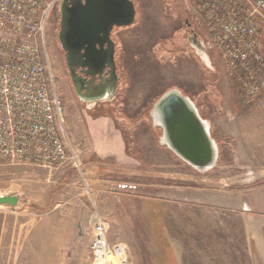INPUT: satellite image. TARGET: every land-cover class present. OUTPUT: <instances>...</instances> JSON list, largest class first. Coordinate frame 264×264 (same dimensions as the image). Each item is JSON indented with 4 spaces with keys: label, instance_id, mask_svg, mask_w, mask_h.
<instances>
[{
    "label": "rangeland",
    "instance_id": "rangeland-1",
    "mask_svg": "<svg viewBox=\"0 0 264 264\" xmlns=\"http://www.w3.org/2000/svg\"><path fill=\"white\" fill-rule=\"evenodd\" d=\"M132 1L134 24L114 31L117 99L96 106L77 98L51 16L55 87L69 136L88 147L93 198L71 168L0 162V196L19 199L0 206V264H264V91L248 99L220 51L206 49L211 68L196 54L190 34L210 38L190 3ZM173 88L210 124L219 159L207 172L158 144L149 114ZM95 147L102 177L87 168ZM98 214L111 225L107 261L90 252Z\"/></svg>",
    "mask_w": 264,
    "mask_h": 264
},
{
    "label": "built area",
    "instance_id": "built-area-1",
    "mask_svg": "<svg viewBox=\"0 0 264 264\" xmlns=\"http://www.w3.org/2000/svg\"><path fill=\"white\" fill-rule=\"evenodd\" d=\"M59 1L0 0V162L51 173L71 168L93 198L95 182L84 163L88 147L73 141L65 128L47 49ZM185 1L207 29L205 48L223 54L243 96H259L264 91V0ZM110 230V222L98 214L90 246L95 261L110 257Z\"/></svg>",
    "mask_w": 264,
    "mask_h": 264
},
{
    "label": "water",
    "instance_id": "water-1",
    "mask_svg": "<svg viewBox=\"0 0 264 264\" xmlns=\"http://www.w3.org/2000/svg\"><path fill=\"white\" fill-rule=\"evenodd\" d=\"M69 0H62L63 4ZM73 7L64 15L62 10L59 40L66 52V61L78 99L86 104L111 103L115 100L119 76L114 59L115 47L110 39L114 27H128L136 20L135 3L132 0H70ZM62 6V4H61ZM108 42L107 51H99L97 44ZM191 46L202 61L211 68V60L202 41L190 34ZM201 46V49L196 47ZM84 50V53H82ZM98 55H101L98 57ZM83 57L90 65L99 64L92 76H99V83L92 79L91 88L97 96L85 98L78 87L77 75L70 63L71 58ZM89 65V66H90ZM107 65L110 76H103ZM149 118L154 131L162 129L157 138L161 147L167 148L179 160L197 172L204 173L216 165L219 147L210 132V124L203 119L194 102L179 89L173 88L162 95L153 105ZM14 195L0 196V206L14 208L18 204Z\"/></svg>",
    "mask_w": 264,
    "mask_h": 264
},
{
    "label": "flooded vegetation",
    "instance_id": "flooded-vegetation-1",
    "mask_svg": "<svg viewBox=\"0 0 264 264\" xmlns=\"http://www.w3.org/2000/svg\"><path fill=\"white\" fill-rule=\"evenodd\" d=\"M75 1V0H74ZM73 1H68L65 2L63 4L62 0L59 1L58 5L56 6V8L53 11L52 14V29H53V33L55 34V39H57V41L60 43L59 40V32L61 31V22H62V10L64 11V15H66L68 13V11L73 7ZM62 4V6H61ZM188 26H191V24L186 21ZM121 28H125V27H114L111 35H110V39L113 41L114 43V47H115V53H114V59H115V63H116V72L117 75L119 76V82L121 80V76L119 74V63L117 62V52H118V41L117 38L114 36V31L121 29ZM103 47H100V44H97V49L101 52H103L104 50L107 51L109 50L110 46L108 45V42H102ZM60 48L63 52V57H64V61L66 63L67 66V72L69 74L70 80L72 82V78L70 75V71L68 68V63L66 61V52L64 51V49L62 48L61 44H60ZM82 53H84V50H82ZM101 55H98V57ZM70 63L73 66L75 73H76V79H77V83H78V87L81 90V94L85 97V98H92L95 97V95L97 96V90H94L93 88H91V80L93 79L95 84L99 83V76H95V78L92 76L93 72L97 70V68L99 67V64H92L90 65L89 62H87L85 60V58L83 57H76V58H71L70 59ZM90 65V66H89ZM110 70L111 68L107 65V67L104 69L103 72V76L109 77L110 76ZM119 84V83H118ZM73 88L75 90V86L72 82ZM76 92V90H75ZM77 95V93H76ZM118 96V87H117V92H116V97L115 100L117 99ZM78 98V96H77ZM86 104V103H83ZM101 104V103H96V105Z\"/></svg>",
    "mask_w": 264,
    "mask_h": 264
},
{
    "label": "crops",
    "instance_id": "crops-1",
    "mask_svg": "<svg viewBox=\"0 0 264 264\" xmlns=\"http://www.w3.org/2000/svg\"><path fill=\"white\" fill-rule=\"evenodd\" d=\"M96 149V147H95ZM109 149V148H108ZM98 149H96L95 152H97ZM99 157V154L97 152V154H95L93 157H92V160L91 162L88 164L87 168H88V171H89V174L92 176V177H102L104 176L105 174H107V172H110L108 170H106V167H107V164H104L102 160H104V158H99L98 160H95V158H98Z\"/></svg>",
    "mask_w": 264,
    "mask_h": 264
},
{
    "label": "trees",
    "instance_id": "trees-1",
    "mask_svg": "<svg viewBox=\"0 0 264 264\" xmlns=\"http://www.w3.org/2000/svg\"><path fill=\"white\" fill-rule=\"evenodd\" d=\"M228 256V255H227ZM229 257V256H228ZM190 258V257H189ZM188 261V259L185 257V259H183V262H187ZM231 264H236V263H234V262H231Z\"/></svg>",
    "mask_w": 264,
    "mask_h": 264
},
{
    "label": "bare ground",
    "instance_id": "bare-ground-1",
    "mask_svg": "<svg viewBox=\"0 0 264 264\" xmlns=\"http://www.w3.org/2000/svg\"><path fill=\"white\" fill-rule=\"evenodd\" d=\"M195 45H196V47H197L198 49H201V46H200L199 44H196V43H195Z\"/></svg>",
    "mask_w": 264,
    "mask_h": 264
}]
</instances>
